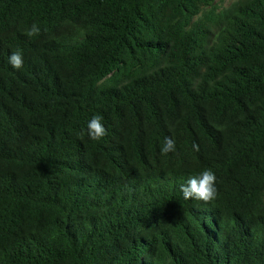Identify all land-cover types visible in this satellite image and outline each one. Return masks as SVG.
<instances>
[{
	"label": "trees",
	"instance_id": "1",
	"mask_svg": "<svg viewBox=\"0 0 264 264\" xmlns=\"http://www.w3.org/2000/svg\"><path fill=\"white\" fill-rule=\"evenodd\" d=\"M216 1L0 0V264H264V0Z\"/></svg>",
	"mask_w": 264,
	"mask_h": 264
},
{
	"label": "clouds",
	"instance_id": "2",
	"mask_svg": "<svg viewBox=\"0 0 264 264\" xmlns=\"http://www.w3.org/2000/svg\"><path fill=\"white\" fill-rule=\"evenodd\" d=\"M40 27L37 23H33L27 30L26 35L31 38L40 34ZM8 63L12 68L19 70L24 66L22 52L17 50L8 57ZM108 134V130L104 126L103 117L94 115L87 123V135L93 141H101ZM193 148L198 151V146L193 144ZM163 154L176 152V143L174 138L165 137L164 144L161 148ZM217 177L211 169H204L199 175L191 176L184 184L180 185V191L185 200H195L209 203L217 198L218 192L216 188Z\"/></svg>",
	"mask_w": 264,
	"mask_h": 264
},
{
	"label": "rangeland",
	"instance_id": "3",
	"mask_svg": "<svg viewBox=\"0 0 264 264\" xmlns=\"http://www.w3.org/2000/svg\"><path fill=\"white\" fill-rule=\"evenodd\" d=\"M237 0H217L216 1V9L218 11L226 10L228 9L233 3H235Z\"/></svg>",
	"mask_w": 264,
	"mask_h": 264
}]
</instances>
